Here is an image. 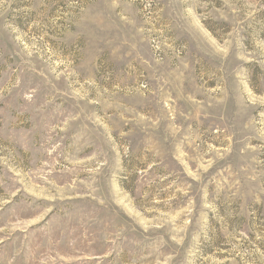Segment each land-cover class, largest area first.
I'll use <instances>...</instances> for the list:
<instances>
[{"label": "rangeland", "instance_id": "1", "mask_svg": "<svg viewBox=\"0 0 264 264\" xmlns=\"http://www.w3.org/2000/svg\"><path fill=\"white\" fill-rule=\"evenodd\" d=\"M0 264H264V0H0Z\"/></svg>", "mask_w": 264, "mask_h": 264}]
</instances>
